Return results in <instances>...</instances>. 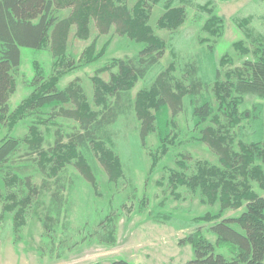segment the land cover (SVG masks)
<instances>
[{"label": "rangeland", "instance_id": "374dc122", "mask_svg": "<svg viewBox=\"0 0 264 264\" xmlns=\"http://www.w3.org/2000/svg\"><path fill=\"white\" fill-rule=\"evenodd\" d=\"M115 1L124 3L131 11L142 2ZM142 5L148 13L147 24L166 45L159 68L134 84L129 102H122L123 111L108 127L109 137L104 145L120 161L121 175L117 181L108 180L91 150L84 156L92 168L97 188L92 189L77 169L67 165L58 175V184L63 188L60 205H56L51 198L56 180L44 177L38 156L27 148L23 139L35 123L36 136L42 139L43 149L48 150L54 144L57 130L65 141L66 134L77 124L58 118L43 125L34 115L8 124L0 122V141L5 136L21 141L11 161L0 166V264H110L118 259L130 264H185L192 259L193 250L188 243L180 244L181 239L200 233L202 238L214 243L215 236L208 232L209 226L223 218L237 217L244 210V206L221 210L218 201L208 204L200 196L199 188L178 182L179 178L190 180L200 163L219 166L217 156L200 139L201 130L214 125L212 116L196 125L187 98L183 100L182 111L174 117L163 106L154 112L155 132L142 142L132 103L140 90L151 87L157 72L167 70L172 81H181L184 85H188L189 78L205 82L202 96L211 100L213 115L225 124V117L217 110L212 89L214 78L217 75L219 82L225 84L229 74L230 81L235 82V69L264 56V0H157L156 3L143 0ZM178 7L183 9V22L173 29L162 27L163 15ZM69 12V9L59 11L58 16L66 17ZM212 15L222 21L220 35L209 33L204 26ZM245 22L244 29L240 28ZM238 42L241 48L234 47ZM142 47V43L116 34L113 28L107 34L98 35L91 23L88 38L79 39L72 27L65 54V65L72 67L61 74L57 85L64 88L78 79L91 108L98 109L93 103L91 77L112 60L132 57ZM54 63L47 48L20 49L15 91L8 101L11 110L30 94L27 83L35 73L48 77L65 67ZM98 76L106 82L110 79L108 71ZM231 95L241 96L238 111L246 114L230 131L233 149L238 151V142L249 144L264 140V97L246 90H233ZM48 111V108L42 109L40 116L45 117ZM255 165L264 172L263 163L256 161ZM25 178L37 189L43 180L46 186L22 205L19 202L28 193ZM248 183L255 193L264 197V190L255 180L248 179ZM14 201L22 207L18 228L14 225L18 207L4 209ZM44 223L48 225L47 232ZM107 230L113 231L112 243L100 240V237L106 239ZM216 250L230 257L226 246L217 245Z\"/></svg>", "mask_w": 264, "mask_h": 264}, {"label": "trees", "instance_id": "16d2710c", "mask_svg": "<svg viewBox=\"0 0 264 264\" xmlns=\"http://www.w3.org/2000/svg\"><path fill=\"white\" fill-rule=\"evenodd\" d=\"M142 2L131 11L124 3L115 0H0V122L8 124L18 118L34 115L38 117V123L43 125L58 118L77 124L74 130L66 134L65 141L64 135L57 130L54 144L48 150L43 149L42 139L36 136L38 131L35 123L29 128L28 137L23 139L27 148L38 156L44 177L56 180V187L51 192L56 205H60V190L63 188L58 184V175L67 165L77 169L92 189L97 188L92 168L84 156L91 150L110 182L117 181L121 175L118 157L104 145L109 137L108 127L117 121L123 111L122 102H129V92L134 84L145 79L153 69L159 68L166 45L147 24L148 13L141 7ZM65 9H69V14L59 17L58 12ZM183 14L180 7L169 9L160 20V25L168 29L176 28L183 22ZM91 23L98 35L107 34L113 28L116 34L143 44L134 56L112 60L91 77L93 103L98 109L91 108L78 79L64 88L57 85L61 74L72 67L71 64L65 65L71 28H75V35L79 39H87ZM246 25L239 27L244 29ZM204 26L213 35L221 34L222 21L215 15L210 16ZM22 47L37 50L47 48L55 59L54 64L65 67L62 66L61 71L48 77L35 73L27 83L31 87L30 94L11 110L8 101L15 91L14 77L19 71ZM234 47L242 46L238 42ZM114 68L116 72H112ZM103 71L110 73L108 82L98 76ZM234 74L236 81L231 82L228 74L225 84L219 82L216 75L212 87L218 103L217 110L225 117V124L213 115L211 100L202 96L201 91L207 85L205 82L189 78L188 85H184L181 81H172L167 70L157 72L151 87L140 90L132 103L142 142L155 132L154 112L163 106L174 117L182 111L183 100L187 98L196 125L203 124L212 116L214 125L201 130L200 139L217 156L219 166L200 163L190 180L179 178L178 182L199 188L200 196L211 205L218 201L221 210L244 206L237 217L223 218L209 226L208 232L215 236L214 243L202 238L200 233H191L181 239L180 244L188 243L193 250L192 259L185 264H264V197L255 193L248 183V179L255 180L259 188L264 190V172L255 165L256 161L264 164V140L249 144L238 142V151H235L230 134L246 117L245 113L238 111L242 103L241 96H232V91L246 90L264 97V56L255 62H245L243 68L234 70ZM66 104L70 106L65 107ZM45 108L49 111L42 117L40 111ZM20 146L18 138L3 137L0 141V166L10 162ZM24 184L28 193L19 202L22 205H26L31 196L43 189L46 181L43 180L38 189L29 178H25ZM14 208V225L18 228L22 207L18 203L16 205L15 201L12 205L4 206L8 211ZM44 229L47 232L46 223ZM105 238L100 237V240L112 243L113 231L107 230ZM217 245L226 246L230 257L218 252ZM110 264L130 263L118 259Z\"/></svg>", "mask_w": 264, "mask_h": 264}]
</instances>
